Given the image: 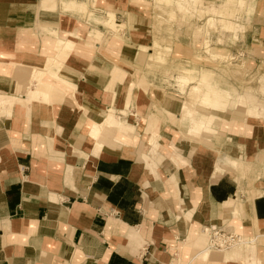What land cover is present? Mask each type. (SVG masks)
<instances>
[{
  "label": "crops",
  "instance_id": "crops-1",
  "mask_svg": "<svg viewBox=\"0 0 264 264\" xmlns=\"http://www.w3.org/2000/svg\"><path fill=\"white\" fill-rule=\"evenodd\" d=\"M244 1L264 49V0ZM147 11L0 0V264H264V119L216 87L222 112L182 120L186 58L151 56ZM224 222L257 245L205 259Z\"/></svg>",
  "mask_w": 264,
  "mask_h": 264
},
{
  "label": "rangeland",
  "instance_id": "rangeland-1",
  "mask_svg": "<svg viewBox=\"0 0 264 264\" xmlns=\"http://www.w3.org/2000/svg\"><path fill=\"white\" fill-rule=\"evenodd\" d=\"M138 2L143 3L153 15L151 22L146 23L152 26L153 31L151 56L160 57L162 53L163 56L186 58L177 60L180 65L176 68V77L181 82L178 83L186 94L181 110L182 120L191 125L194 120L192 117L198 122L206 118V115H201L199 109L194 106L197 100L192 97L196 95L192 87L196 84H200L199 87L202 89L196 106L209 109L212 107L215 111L222 112L218 88L227 97L223 111L229 103H232L235 109L244 112L249 122L258 118L264 119V49L259 45L251 44V39L243 33L245 27H241L240 19L242 12L247 8L246 1L138 0ZM209 53H213L214 57ZM210 84L214 86L211 88ZM0 105L4 106L6 102H0ZM252 108L260 109L258 115L251 113ZM217 114L213 112L210 121L214 129H216L214 125L218 123L214 120ZM102 126L104 123L97 128ZM103 129L102 127L101 130ZM156 147L154 145V148ZM233 164L236 162L233 161ZM211 226L217 225L204 227L198 237L203 239L201 249H207L205 259L211 256L223 260L226 259L224 256L232 251H247V242L252 246L257 245V239H253L252 235L251 240L243 239L241 245L226 249L211 248L208 246L207 230ZM219 226L229 227L234 231L240 227L238 224L225 222ZM245 257L239 256L233 259L244 261Z\"/></svg>",
  "mask_w": 264,
  "mask_h": 264
},
{
  "label": "built area",
  "instance_id": "built-area-1",
  "mask_svg": "<svg viewBox=\"0 0 264 264\" xmlns=\"http://www.w3.org/2000/svg\"><path fill=\"white\" fill-rule=\"evenodd\" d=\"M207 230L208 246L215 249L230 248L243 238V236L229 227L211 226Z\"/></svg>",
  "mask_w": 264,
  "mask_h": 264
},
{
  "label": "bare ground",
  "instance_id": "bare-ground-1",
  "mask_svg": "<svg viewBox=\"0 0 264 264\" xmlns=\"http://www.w3.org/2000/svg\"><path fill=\"white\" fill-rule=\"evenodd\" d=\"M213 50H214V49H213ZM209 54H211V53H209ZM212 54H213V53H212ZM212 54H211V55H212ZM211 55H210V56H211ZM213 55H214V54H213ZM213 55H212V56H213ZM217 55H218V53H217ZM213 57H214V56H213ZM213 57H212V58H213ZM199 85H200V84H199ZM199 85L196 84V86H193V87H192V88H194V90H195V91H194V90H192V91L196 92V95H192V97H194L197 101L200 100V98H199L200 95H199V94H200L201 91H202V89L199 87ZM200 86H201V85H200ZM188 97L190 98V94L188 95ZM197 101H196V104H197ZM0 102H6V99H4V98H2V97L0 96ZM238 107H239V106H238ZM244 109H245V108H244ZM258 111H260L259 108H252V109H251V113H254V114H256V115H258V113H257ZM244 115H245V114H244ZM103 122H104V126H102V127H104V128L108 127V125H107V121H106L105 119H104ZM94 125L97 127L96 124H94ZM99 125H100V124H99ZM100 126H101V125H100ZM103 130H104V129H103ZM223 165H224V164H223ZM226 168H227V167H226ZM243 239L246 240V238L243 237V238L241 239V241H240L239 243L235 244V245H238V244L241 245L242 242H243ZM233 246H234V245H233ZM231 247H232V246H231Z\"/></svg>",
  "mask_w": 264,
  "mask_h": 264
}]
</instances>
